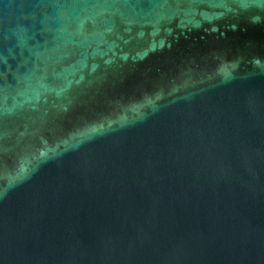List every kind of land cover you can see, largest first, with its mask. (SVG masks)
<instances>
[{"label":"water","instance_id":"95a60500","mask_svg":"<svg viewBox=\"0 0 264 264\" xmlns=\"http://www.w3.org/2000/svg\"><path fill=\"white\" fill-rule=\"evenodd\" d=\"M0 264H264V0H0Z\"/></svg>","mask_w":264,"mask_h":264}]
</instances>
